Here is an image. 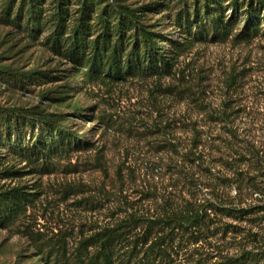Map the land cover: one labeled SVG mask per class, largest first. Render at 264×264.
<instances>
[{
  "label": "rangeland",
  "instance_id": "obj_1",
  "mask_svg": "<svg viewBox=\"0 0 264 264\" xmlns=\"http://www.w3.org/2000/svg\"><path fill=\"white\" fill-rule=\"evenodd\" d=\"M57 1L44 14L24 8L19 28L0 24V105L61 114L88 147L54 157L46 173L15 161L22 174L0 179L34 195L0 229V264H223L243 254L262 264L264 35L237 39L239 18L225 39L194 41L184 9L195 0H61L70 25L82 1L93 9L89 44L106 30L116 37L125 5L160 50L180 53L171 74L92 79L46 41ZM209 1L203 16L231 17L230 0ZM32 69L55 78L34 83ZM111 228L112 253L80 244Z\"/></svg>",
  "mask_w": 264,
  "mask_h": 264
},
{
  "label": "trees",
  "instance_id": "obj_2",
  "mask_svg": "<svg viewBox=\"0 0 264 264\" xmlns=\"http://www.w3.org/2000/svg\"><path fill=\"white\" fill-rule=\"evenodd\" d=\"M45 2L46 0H22L15 8V0L4 1L0 24L19 28L22 24L19 18L23 14L22 10L26 8L37 14H44ZM209 3V0H204L203 3L195 0L193 7L187 6L184 9V20L189 26L188 34L192 33L194 41L225 39L238 25L239 18L246 20L236 31L237 39L249 41L264 35V27L261 25L264 0H230L233 12L227 21L221 16H203L201 9ZM65 4L61 0L57 1V21L46 41L55 53L78 65L84 75L92 79L106 77L111 81H120L137 75L161 76L172 73L176 56L180 53L167 54V51L160 50L156 35L140 22L134 9L119 5L118 12L123 18L117 26L116 37L113 38L110 30H106L89 44L84 33L88 30L93 9L86 1H82L77 9V17L71 19L75 23L70 25L67 21L72 13ZM210 11V6L206 7L205 12ZM191 27L195 28L194 33L190 31ZM32 32L33 30L29 35L33 40L37 34ZM29 73L28 79L38 84L55 78L35 69ZM5 74H8L7 69L1 65L0 77L4 78ZM62 119L61 114L47 112L39 106L20 109L0 105V179H11L22 174L23 171L19 169L21 167H17L15 161H26L36 167L37 172L46 173L54 157L87 148V141L78 139L74 132L65 129ZM33 201V192H28L25 186L0 183V229L10 227L25 214L27 205ZM117 236L114 228L105 229L83 239L80 244L84 248L98 244L103 250L112 253ZM255 260L254 257L243 254L230 257L223 264H257Z\"/></svg>",
  "mask_w": 264,
  "mask_h": 264
}]
</instances>
